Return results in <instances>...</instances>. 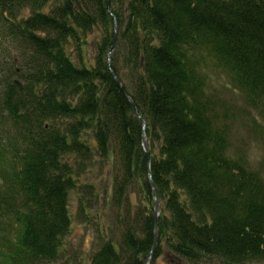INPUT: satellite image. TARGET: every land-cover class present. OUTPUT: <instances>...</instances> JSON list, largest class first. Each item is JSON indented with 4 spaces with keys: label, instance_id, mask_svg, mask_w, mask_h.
I'll list each match as a JSON object with an SVG mask.
<instances>
[{
    "label": "trees",
    "instance_id": "trees-1",
    "mask_svg": "<svg viewBox=\"0 0 264 264\" xmlns=\"http://www.w3.org/2000/svg\"><path fill=\"white\" fill-rule=\"evenodd\" d=\"M0 75V264L60 262L73 215L91 264H145L151 182L149 264H264V173L234 142L241 118L264 135V0H0Z\"/></svg>",
    "mask_w": 264,
    "mask_h": 264
},
{
    "label": "rangeland",
    "instance_id": "rangeland-1",
    "mask_svg": "<svg viewBox=\"0 0 264 264\" xmlns=\"http://www.w3.org/2000/svg\"><path fill=\"white\" fill-rule=\"evenodd\" d=\"M210 89L214 92L225 106L232 107L233 111L245 106L244 96L235 90L231 78L227 72L217 67L211 60L207 63ZM20 80V79H19ZM4 81V75H0V83ZM2 91V88H0ZM252 113V112H251ZM254 115V112L252 113ZM234 142L244 150L250 164L255 168H260L264 173V135L251 130L246 119L241 118L234 126ZM105 172V171H104ZM95 175L101 174L95 170ZM106 172L103 174L105 175ZM98 184H103L104 178L95 180ZM71 212L75 214L77 209L76 196L73 194L71 200ZM72 233L66 240L65 253L60 262L56 264H91L93 254L101 245L100 233L96 229V223H83L81 218L75 220ZM159 264H186L164 255L158 260ZM205 264H223L217 260H211Z\"/></svg>",
    "mask_w": 264,
    "mask_h": 264
},
{
    "label": "water",
    "instance_id": "water-1",
    "mask_svg": "<svg viewBox=\"0 0 264 264\" xmlns=\"http://www.w3.org/2000/svg\"><path fill=\"white\" fill-rule=\"evenodd\" d=\"M109 5H110V0H108V6ZM118 34H119V27H118V25H116V27H115V42L117 41ZM114 49H115V44H114L112 50H114ZM116 81L119 84V86L124 90V87H123L120 79L116 78ZM18 84L20 85L21 88H23L19 81H18ZM143 145H144V148L148 151L146 137H144ZM151 184H152V187L155 190V201H156V205H155V217H156V219H155V240H154V247H153V251H154V249L157 247V244H158V241H159L158 227H159V219H160V214H161V211H160L161 203H160L159 193H158V190H157L155 184L153 182H151ZM153 251L149 254L145 264H149V262H150V260L152 258V255H153Z\"/></svg>",
    "mask_w": 264,
    "mask_h": 264
}]
</instances>
